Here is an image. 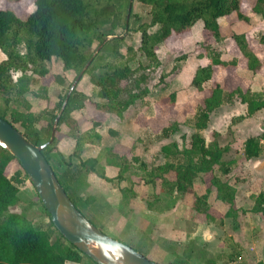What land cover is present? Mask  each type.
Returning <instances> with one entry per match:
<instances>
[{
  "label": "trees",
  "instance_id": "trees-1",
  "mask_svg": "<svg viewBox=\"0 0 264 264\" xmlns=\"http://www.w3.org/2000/svg\"><path fill=\"white\" fill-rule=\"evenodd\" d=\"M6 1L18 3L21 0ZM130 1L35 0L36 10L23 17L12 10L0 8V51L5 55V59L0 62V97L4 98L6 107L0 117L24 133L30 142L37 146L45 145L43 153L58 180L75 206L91 222L87 210L94 211L91 207L97 204L94 195L85 193L91 174L113 185L121 194V204L125 206L137 197L134 177L151 190L147 199L156 201L160 200L157 192L159 183L161 193L186 195L195 193V182L199 179L206 186V193L197 196L194 211L203 214L209 221L214 220L210 213L209 197L216 190V199L230 205L228 216H231L237 211L236 189L218 175V172L222 175L231 172L229 164L223 160L225 147L220 146L217 133L208 143L203 132L208 128L210 114L224 103L226 97L231 99L238 95L248 106L247 117H251L264 108V94H253L250 89L247 92L237 90L226 93L219 85L212 87V95L196 107L192 117L195 132L190 138V146L180 147L176 141L163 145L161 153L165 162L153 167L136 155L130 158L116 152L115 147L103 146V136L98 131L102 124L94 122L89 130L83 131L79 120L71 113L84 108L85 102L90 101L97 111L124 119L135 102L148 92L147 89L142 92L133 90L128 97L123 94L128 88L126 82L136 85L141 82L136 78L137 73L131 64L136 58H145L146 70H150L149 66L160 67L162 59L158 50L171 37L191 32L198 22L203 23L204 31L216 42L222 41L220 19L235 14L240 21H251L242 11L244 0H133L149 9L148 21L133 15V6L128 20ZM253 12L264 22V0H256ZM135 16L137 27H133L131 21ZM106 26L110 29L105 30ZM118 29L140 33L139 47H127L125 54L121 50L126 38L117 36L95 55L108 37L117 35ZM231 38L247 58L249 69L254 72L259 70L262 63L250 48L246 35L233 33ZM260 41L264 43V36ZM202 46L210 56L211 63L198 67L193 77L192 86L199 92L205 91L207 84L212 81L214 66L228 65L221 60V54L212 50L211 45L204 43ZM186 58L183 55L176 60ZM54 63L60 64L66 74L56 75L54 82L64 88L70 83L68 91L59 96L53 106L35 111L37 102H53L51 86L45 84L44 79L52 75ZM89 63L69 99L56 138L51 143L58 113L73 83ZM85 76H89L93 86L90 95L78 91ZM142 78L145 81V77ZM36 86L38 90L33 89ZM29 97H33L34 101H30ZM170 102L176 104L175 93L170 95ZM8 111L11 112L10 116ZM244 119L239 117L233 124ZM63 125L68 127V136L75 141V147L68 156L58 150V134ZM181 125L178 121H172L159 133L152 135L153 141L170 139L180 132ZM109 134L118 136L114 130H109ZM142 138L135 140L131 151L138 142H142ZM88 145L98 146L100 150L96 156L84 159ZM245 151L248 157L258 156L261 151L260 140H248ZM54 154L59 156L58 164L53 163ZM13 163L19 165V170L8 177L6 171ZM109 167L118 169L116 176L108 175ZM27 179L19 161L0 147V264H80L84 258L90 259L67 241L52 222L50 231L57 233L54 239L49 231L38 229L26 213L11 211L20 202V186ZM124 182L128 186L123 187ZM36 195L39 199L37 192ZM39 202L50 219L40 199ZM250 212L264 213V194L257 199ZM205 264L220 263L216 259H208Z\"/></svg>",
  "mask_w": 264,
  "mask_h": 264
},
{
  "label": "rangeland",
  "instance_id": "rangeland-1",
  "mask_svg": "<svg viewBox=\"0 0 264 264\" xmlns=\"http://www.w3.org/2000/svg\"><path fill=\"white\" fill-rule=\"evenodd\" d=\"M244 3L247 9L249 8V4H252V1L244 0ZM132 6L133 15L140 16L142 21L149 20V9L146 6L137 1H133ZM0 8L12 10L19 17H23L33 13L36 10V5L35 0H21L18 3L0 0ZM136 16L131 20L133 27L138 26ZM236 16L232 17L234 21H236ZM245 27L250 28V25H246ZM225 28L228 30V26ZM104 29L109 30L110 28L106 26ZM225 32L227 33V31ZM116 33V36L126 38L121 50L123 53H127V47H139L141 41L140 33H129L128 30L122 29L116 30ZM189 37L191 35L186 33L167 40L165 46L158 50L162 59L160 67L149 66L150 70H146L144 67L147 64L145 58H136L131 64L137 73L136 78L141 80V82L138 85L135 83H125L128 87L123 93L125 97H128L133 90L142 92L145 90L144 85H149L154 94L153 101H156V108L159 109L157 121L163 125H169L172 122L170 119L175 105L171 104L170 95L176 90L175 86L172 85L176 70L188 60L177 61L176 58L183 55L191 58L197 55L196 51L199 53L206 52L202 45L207 42L187 44L186 39ZM4 59L5 55L0 51V62ZM56 75L66 76L61 65L58 63H54L52 75L44 79V83L51 86L53 102L41 101L39 104L37 102L36 106H38L35 111L53 106L54 102L59 99V96L64 95L68 91L70 83L65 88L56 84L54 82ZM142 77H145V81ZM38 88L36 86L33 89L38 90ZM78 91L84 93L91 91L89 76H85L82 79ZM1 97L0 113H3L6 107L4 98ZM29 99L30 101H34L33 97H29ZM141 101L142 99L138 102ZM191 103L192 105L195 104L194 101H191ZM182 106L187 107L186 103ZM187 109L191 111L193 108L187 107ZM133 113H135L134 115L137 113L141 114L143 120L141 123L144 126H148L146 125L148 117L145 115L148 112L146 108H143L141 103H137L135 110L133 109ZM10 114L11 112L8 111L9 116ZM71 115L77 117L82 129L85 130L91 128L94 122L101 123L103 127L101 125L98 130L101 131L105 139V145L111 144L109 129H123V125L119 122L120 120L117 116H110L109 114L97 111L90 101L85 102L84 108L73 111ZM191 120L192 117L183 122L184 124L180 132L170 137L168 141H153V134L147 132L141 135L143 137L142 142H138L133 151H131L132 146L128 141H126V144L119 145L116 148L120 154L130 158L134 155L138 156L151 167L163 164L165 159L161 153V147L164 143L178 141L177 143L180 147L184 145L190 146V138L195 132ZM129 123H133L132 120H129ZM152 126L153 129H158L159 127H154L153 124ZM125 127L126 130L130 129V125L128 126V124ZM67 133L68 127L63 125L58 134L60 139L58 150L63 154H70L71 152L73 140L68 139ZM183 135H185V139L181 138ZM99 149L100 147L98 146H88L83 156L84 159L97 155ZM58 158L57 154L53 155L54 164L59 163ZM18 170L19 165L13 163L8 167L6 174L8 177H12ZM117 170L109 167L108 175H117ZM87 180L88 188L85 193H90L97 198L96 206L91 207L94 211L87 210L92 222L108 236L126 243L138 252L146 255L152 261L159 264H205L208 259H216L220 264H230L237 261L243 264L264 263V215H259L261 216L259 219V216L254 213L252 215L248 214L251 211L249 207H253L251 203L242 201V208H235L237 211L228 216L230 206L228 204L222 205L221 201L215 198V195H212V197L210 195V213L214 220L209 221L203 214L197 213L193 209L197 196H202L206 193V186L199 179L195 182V193L186 195L161 193L159 183L157 192L160 200L156 201L152 198L147 199L148 195L151 194V190L141 183L139 178L134 177L137 197L132 198L128 206L121 204V194L116 191L113 185L95 174H91ZM122 186L126 187L128 183L124 182ZM20 190V202L17 206L11 208V211L26 213L34 221L38 229L49 231L52 239L57 238V233L51 232V221L39 202L36 190L28 179L21 184ZM201 227H204V232H201ZM80 264L95 263L88 258H84Z\"/></svg>",
  "mask_w": 264,
  "mask_h": 264
},
{
  "label": "crops",
  "instance_id": "crops-1",
  "mask_svg": "<svg viewBox=\"0 0 264 264\" xmlns=\"http://www.w3.org/2000/svg\"><path fill=\"white\" fill-rule=\"evenodd\" d=\"M251 1L252 4L250 3L249 8L247 9L245 8V3L243 2L242 11L246 16L251 18L252 22L240 21L235 14L236 21L232 19L234 15L220 19L219 22L222 31V37L224 38L220 42H216L214 38L204 31L202 22H198L201 24L197 23L192 31L188 32L191 37L186 39L187 44H201V42H207L208 45L212 46V50L221 54V60L226 62L228 65L214 66L212 81L207 84L205 91L199 92L195 87L192 86L193 77L198 67L208 66L211 63V59L207 52L204 51L203 53H199L195 50L197 53L196 56H193L195 58H189V56H187L185 60H188L176 70V75L172 82V85L176 88L174 91L176 94V104L173 115L170 119L171 121H178L183 125V122L195 115L196 107L198 105H202L204 100L212 95V87L215 88L218 85L226 93H232L237 90L247 92L250 89L253 94H264V43L260 41L261 37L264 36V22L253 12V6L255 5L256 0ZM246 25H250V28H246ZM227 26L228 30L227 28L224 29V27ZM243 28L246 29L242 30ZM225 31H227V33ZM233 33L246 35L250 48L262 63V67L256 72L249 69L247 58L244 57L237 44L231 38ZM173 37L170 39H173ZM147 85L148 84L144 85V89L148 90L146 96L142 98L141 102H138L141 99L135 102L131 109L125 114L124 119H120L117 115L109 114L110 116L118 117L120 120L119 122L123 125V129H109L118 132V136H109V139H111V144L109 145L104 144L105 139L103 137V146L115 147V151L120 153L117 148L119 145L126 144V141L130 142L131 146H133L135 140L144 134V132L157 134L164 127L168 126L157 121L159 109L156 108V101H153L154 94L151 91L149 85ZM92 87L93 86L91 84V91L86 94H92ZM191 101H194L195 104L192 105ZM137 103H141L143 108H146L148 112V114H145L148 117V120L146 121V125L148 126H144L141 123L143 122L141 114L139 115V113H137L134 115L135 113H133V109L135 110ZM185 103L187 107H192L193 109L188 111L187 107L182 106ZM247 113L248 106L247 104L243 103L242 99L238 95H235L231 99L226 97L224 103L210 114L208 128L204 131V137L209 143L212 141L214 133L219 135L218 142L220 146L225 147L223 160L225 163L229 164L231 172L227 175H218L223 181L228 182L236 189L235 207L237 209H241L243 206L242 201H245L247 203L253 204V207H249V210H252L257 199L260 197V195L264 194V108L256 112L251 117H247ZM73 117L77 119V117ZM239 117H245V119L241 122L233 124V121ZM129 120H132L133 123H129ZM127 124L128 126L130 125L129 130H126L125 127ZM152 124L154 127L159 126L158 129H153ZM82 130L87 131L85 129ZM99 133H101V131H99ZM174 135H172V137ZM184 136L185 135H183V137ZM67 137L69 140H73L68 136V133ZM250 139H259L261 142V151L258 156L248 157L246 155L245 145ZM168 140L169 139L163 141ZM165 144L168 143H164V145ZM88 146L95 147L94 145ZM88 146L86 147V150ZM74 147L75 141L73 140L71 152L73 151ZM64 155L68 156L69 154ZM212 195H215L216 198V190H213L211 197ZM239 202L241 203L240 205ZM221 204L224 205L225 203L221 202ZM252 213L254 212H248L250 215H252ZM254 214L258 216L264 215V213ZM261 216L258 218L260 219ZM201 228V232H204V227Z\"/></svg>",
  "mask_w": 264,
  "mask_h": 264
},
{
  "label": "water",
  "instance_id": "water-1",
  "mask_svg": "<svg viewBox=\"0 0 264 264\" xmlns=\"http://www.w3.org/2000/svg\"><path fill=\"white\" fill-rule=\"evenodd\" d=\"M133 0L130 1L128 20ZM129 21H127L128 23ZM112 38L110 36L100 45L95 55ZM120 38H122L120 36ZM91 63V62H90ZM90 63L73 83L67 98L54 122L52 143L57 134L60 119L69 99L84 76ZM0 147L12 154L20 163L29 182L36 190L44 208L58 232L72 245L84 253L96 264H159L152 261L131 246L114 239L94 225L75 206L64 187L58 180L54 169L45 157L44 146L30 142L24 133L16 129L7 120L0 117Z\"/></svg>",
  "mask_w": 264,
  "mask_h": 264
},
{
  "label": "built area",
  "instance_id": "built-area-1",
  "mask_svg": "<svg viewBox=\"0 0 264 264\" xmlns=\"http://www.w3.org/2000/svg\"><path fill=\"white\" fill-rule=\"evenodd\" d=\"M230 264H243V263H241L240 261H237V262H232Z\"/></svg>",
  "mask_w": 264,
  "mask_h": 264
}]
</instances>
